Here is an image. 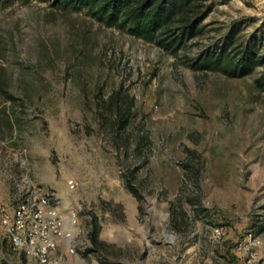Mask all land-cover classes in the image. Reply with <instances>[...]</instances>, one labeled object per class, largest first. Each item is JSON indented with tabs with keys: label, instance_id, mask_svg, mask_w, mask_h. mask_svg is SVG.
Segmentation results:
<instances>
[{
	"label": "rangeland",
	"instance_id": "obj_1",
	"mask_svg": "<svg viewBox=\"0 0 264 264\" xmlns=\"http://www.w3.org/2000/svg\"><path fill=\"white\" fill-rule=\"evenodd\" d=\"M201 4L171 53L83 8L0 0V206L37 192L75 212L58 264H264V0ZM208 53L252 66L197 68ZM0 264L40 263L0 228Z\"/></svg>",
	"mask_w": 264,
	"mask_h": 264
},
{
	"label": "trees",
	"instance_id": "obj_2",
	"mask_svg": "<svg viewBox=\"0 0 264 264\" xmlns=\"http://www.w3.org/2000/svg\"><path fill=\"white\" fill-rule=\"evenodd\" d=\"M201 2L202 0H53V5L83 8L98 21L109 26L127 28L134 36H141L174 53L182 47L185 40L196 35L198 25L206 18L208 9ZM250 60L248 53H243L238 61H234L229 54L221 60L220 56L208 53L197 68H212L224 72L226 70L221 66L225 61L224 65L231 68L229 74L233 75L244 66L250 69ZM127 187L136 195L130 183ZM89 236L93 245L102 244L97 240V230L92 231Z\"/></svg>",
	"mask_w": 264,
	"mask_h": 264
},
{
	"label": "built area",
	"instance_id": "obj_3",
	"mask_svg": "<svg viewBox=\"0 0 264 264\" xmlns=\"http://www.w3.org/2000/svg\"><path fill=\"white\" fill-rule=\"evenodd\" d=\"M74 186L71 181L70 187ZM75 222V212L61 207L59 201L47 193L30 192L10 211L0 206V228L11 246L40 264H58L62 255L52 258V254L63 245L67 247L66 253H75L71 245V226Z\"/></svg>",
	"mask_w": 264,
	"mask_h": 264
}]
</instances>
